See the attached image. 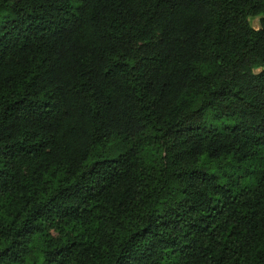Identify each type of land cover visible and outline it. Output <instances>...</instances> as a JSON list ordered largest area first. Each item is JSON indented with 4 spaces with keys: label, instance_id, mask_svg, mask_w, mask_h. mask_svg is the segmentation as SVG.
Listing matches in <instances>:
<instances>
[{
    "label": "trees",
    "instance_id": "trees-1",
    "mask_svg": "<svg viewBox=\"0 0 264 264\" xmlns=\"http://www.w3.org/2000/svg\"><path fill=\"white\" fill-rule=\"evenodd\" d=\"M0 264H264V0H0Z\"/></svg>",
    "mask_w": 264,
    "mask_h": 264
},
{
    "label": "rangeland",
    "instance_id": "rangeland-1",
    "mask_svg": "<svg viewBox=\"0 0 264 264\" xmlns=\"http://www.w3.org/2000/svg\"><path fill=\"white\" fill-rule=\"evenodd\" d=\"M259 19H260V17H255V18H251V19L248 20L250 25H251V27L253 29H257L258 28Z\"/></svg>",
    "mask_w": 264,
    "mask_h": 264
}]
</instances>
